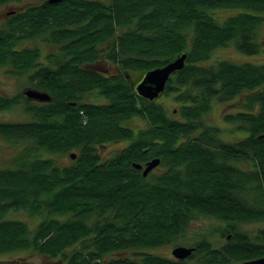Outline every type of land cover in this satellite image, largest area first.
Listing matches in <instances>:
<instances>
[{
	"label": "trees",
	"instance_id": "1",
	"mask_svg": "<svg viewBox=\"0 0 264 264\" xmlns=\"http://www.w3.org/2000/svg\"><path fill=\"white\" fill-rule=\"evenodd\" d=\"M12 1L21 0L0 5ZM31 1L4 12L0 66L29 72V83L50 100L0 95V111L21 97L30 115L0 122V136L31 143L13 167L0 168V253L34 247L64 264H237L264 256V228H240L264 221V64L205 63L229 43L243 54L259 52L264 0ZM218 8L243 11L218 22ZM36 37L56 46L45 63L37 46L17 48ZM182 53L184 67L162 92L179 105L169 115L156 99L136 94L129 72L145 73ZM105 62L115 72L98 65ZM93 91L103 102L85 100ZM243 92L237 112L224 120L247 135L224 141L205 115L213 99ZM134 117L147 126L123 125ZM117 141L127 144L101 159L97 147ZM70 150L77 153L65 166L39 153ZM153 158L159 165L146 176L133 166ZM10 210L39 222L30 231L24 221L5 218ZM199 216L226 223L223 245L203 238L182 260L145 251L173 242ZM118 251L129 253L112 256Z\"/></svg>",
	"mask_w": 264,
	"mask_h": 264
},
{
	"label": "rangeland",
	"instance_id": "2",
	"mask_svg": "<svg viewBox=\"0 0 264 264\" xmlns=\"http://www.w3.org/2000/svg\"><path fill=\"white\" fill-rule=\"evenodd\" d=\"M31 0H21V1H12L0 5V28L3 25V22L6 21L8 15L4 12L6 10H21L33 3ZM109 1V0H104ZM240 8H218L213 12V17L218 22H222L226 17L234 15L236 13L242 12ZM257 41L260 43L259 52L256 54H243L238 52L232 43H229L228 46L217 47L215 48L206 64L215 63L217 60H229L234 63H254V64H264V21L260 25L257 33ZM37 46L40 49V58L38 62L45 63L47 62L46 55L56 52V46L50 44L45 37H36L33 39H27L21 41L17 48H26ZM102 68H105L108 72H115V68L111 65L104 63L98 64ZM29 72L14 75L10 73L9 66L1 65L0 66V95L2 96H14L23 94V91L26 89H35L28 79L27 75ZM144 71H131L129 72L130 84L134 86L143 76ZM247 92H243L240 95L235 96L233 99L228 101H219L218 99H213L211 103V108L208 113L205 115V121L210 126L217 127L219 131V137L227 142H234L244 138L247 133L242 129L237 128V124L224 120L225 114H232L237 112L236 110L240 106L243 97ZM25 97V96H24ZM85 100L93 103L103 102V99L98 97L96 92H89L85 95ZM157 102L162 104L166 109L167 113L171 115V111L178 108V103L174 100V95L172 93L165 94L162 93L157 99ZM34 103V102H32ZM24 99L19 98V102L13 105L12 107L0 111V122H20L27 121L30 119V115L24 111L25 108ZM174 113V112H173ZM124 126L138 130L145 128L147 123L140 118H131L128 121L123 123ZM127 141H117L105 143L97 147V152L100 155L101 159H107L122 150L125 147ZM31 143L28 141L11 143L6 141L0 136V168H8L14 166V158L22 152L24 149L31 148ZM43 153L42 157L52 158L61 166L69 165L72 163L73 159L70 158L71 153H77V150H70L66 153ZM239 166V164H238ZM244 167H250L251 165L246 163L243 164ZM240 167V166H239ZM160 168L154 170L155 173L159 172ZM5 218L19 219L24 221L28 229L32 231L36 224L39 222V216L30 215L24 210H10ZM226 223L210 217L199 216L197 219L192 220L188 225L186 230L181 236L176 238L173 242L165 244L160 247L150 248L145 251L150 253L159 254L162 256H167L173 258L171 255V250L176 246H186L192 247L195 242L200 241L205 238L209 240L214 246L218 247L224 244L225 239L221 236V232L225 227ZM240 228L248 231L250 234L255 233L259 228H264V221H254L250 223H244L240 225ZM128 251H118L113 252L112 256H125L128 255ZM0 264H64L56 257H51L40 253L34 247L28 249H19L9 252L0 253Z\"/></svg>",
	"mask_w": 264,
	"mask_h": 264
},
{
	"label": "water",
	"instance_id": "3",
	"mask_svg": "<svg viewBox=\"0 0 264 264\" xmlns=\"http://www.w3.org/2000/svg\"><path fill=\"white\" fill-rule=\"evenodd\" d=\"M61 1L62 0H47L48 3H58ZM186 56V53H182L165 65L146 71L141 79L133 86L136 94L149 101H153L158 98L160 94L165 90L166 83L169 80L170 76L174 72L179 71L184 67ZM23 94L26 98L32 100H50V96L46 92L35 89H26L23 91ZM173 112H175V110ZM69 156L71 159H74L76 154L71 153ZM159 162V158H153L146 161L144 165L133 163V166L137 169L142 170V175L146 176L156 166L159 165ZM193 251L194 247L176 246L171 250V255L174 259L182 260L189 257ZM237 264H264V256L243 261Z\"/></svg>",
	"mask_w": 264,
	"mask_h": 264
}]
</instances>
